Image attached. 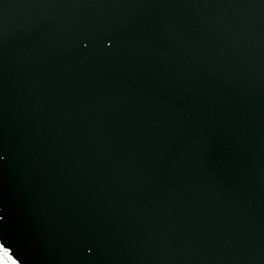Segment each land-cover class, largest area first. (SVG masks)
Masks as SVG:
<instances>
[{"label": "water", "instance_id": "water-1", "mask_svg": "<svg viewBox=\"0 0 264 264\" xmlns=\"http://www.w3.org/2000/svg\"><path fill=\"white\" fill-rule=\"evenodd\" d=\"M0 244L264 264V0H0Z\"/></svg>", "mask_w": 264, "mask_h": 264}, {"label": "snow or ice", "instance_id": "snow-or-ice-1", "mask_svg": "<svg viewBox=\"0 0 264 264\" xmlns=\"http://www.w3.org/2000/svg\"><path fill=\"white\" fill-rule=\"evenodd\" d=\"M0 264H18L10 249L6 248L4 244H0Z\"/></svg>", "mask_w": 264, "mask_h": 264}]
</instances>
